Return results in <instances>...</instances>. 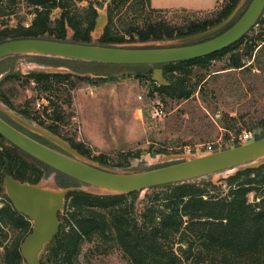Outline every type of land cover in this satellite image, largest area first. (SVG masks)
I'll list each match as a JSON object with an SVG mask.
<instances>
[{"label": "trees", "instance_id": "obj_1", "mask_svg": "<svg viewBox=\"0 0 264 264\" xmlns=\"http://www.w3.org/2000/svg\"><path fill=\"white\" fill-rule=\"evenodd\" d=\"M239 1L227 0L211 17L177 26L162 16L165 9L153 7L152 0H110L109 23L99 41L102 45L115 46L198 34L225 20ZM24 2L33 16L31 22L9 25L5 19L18 14ZM86 2L88 4L84 5ZM96 5H101V0H0V42L22 37L66 40L69 26L74 32L72 41L91 43V32L98 16ZM57 9L61 14L54 17ZM255 44V37L248 32L233 45L216 53L157 65L163 69L168 84L156 85L149 76L152 93L156 92L163 100H187L203 79L199 76L198 80L192 81L196 70L208 72L213 61L222 60L227 55V66L243 68V55L251 56ZM71 77V74L33 72L26 75L25 82L34 81L41 90L51 92L55 90L54 85ZM104 81L100 79V82ZM71 86L75 87L76 83ZM6 96V93H0L10 105ZM21 113L45 125L38 114L23 109ZM52 121L47 127L59 133L58 124L65 122L60 107L54 110ZM71 142L81 154L110 164L107 154L93 156L96 149L83 142ZM121 156L124 161L114 166L127 168L130 164L127 156L131 155L123 152ZM49 169L51 167L0 134V233L7 229L4 236L7 239L8 230L13 232L7 245L0 239L4 248L0 264H28L20 246L33 226L28 217L14 208L3 187V178L12 175L21 181L38 183L46 177ZM61 178L69 177L61 175ZM251 194L259 201H251ZM138 195L139 191L122 195L71 192L66 199V216L64 211L58 215L59 221L64 216L68 228L60 223L58 233L41 255V263L79 264L83 243L98 236L115 241L132 264H264V165L240 171L217 183L203 179L154 187L139 207L136 206Z\"/></svg>", "mask_w": 264, "mask_h": 264}, {"label": "rangeland", "instance_id": "obj_2", "mask_svg": "<svg viewBox=\"0 0 264 264\" xmlns=\"http://www.w3.org/2000/svg\"><path fill=\"white\" fill-rule=\"evenodd\" d=\"M250 1H247L228 26L244 13ZM109 2L110 0H101V5L96 7L102 10ZM226 2L227 0H219L215 8L206 11L167 9L162 16L171 24L181 26L188 21L211 17ZM87 4L88 2L84 3ZM29 11L30 8L24 2L18 14L5 20L11 26L19 22L29 24L33 17ZM60 14L61 10L57 9L53 16ZM249 34L254 37L252 30ZM73 35L69 31L67 39L72 41ZM93 43L101 44L95 37ZM135 44V41L126 43L128 46ZM255 52L251 56L243 55V68L227 66V55L222 60L213 61L208 72L196 70L192 81L198 80L199 76L203 78L198 89L189 99L180 101L168 98L163 100L156 92L152 93L148 77H152L153 71L159 68L156 65H122L15 54L0 60V93L8 95L5 98L10 105L3 97H0V103L4 102L21 116L22 109L31 111L33 115L38 114L46 123L53 122L54 110L60 107L65 115V122L58 124L60 134L72 137L75 143L83 142L96 149L93 156L107 154L110 164L91 158L93 161L106 167L119 168L114 164L124 161L121 156L124 152L131 155L127 156L130 161L127 170H148L165 164L157 162L156 158L160 154H195L208 150V145H212L214 150L224 149L233 145L231 137L239 136L245 131H251L253 139L264 136V47ZM40 67L68 68L75 73L58 72L71 74L72 77L54 85L55 90L47 92L41 90L34 81L28 84L25 82L26 75L37 72L36 69ZM14 75L22 77L16 78ZM78 77L87 79L80 80ZM100 79L105 81L100 82ZM72 83H76V86L72 87ZM158 103L165 108L166 115L162 117L152 115L154 108L159 106ZM138 108L142 112L137 111ZM0 114L5 118L9 117L1 108ZM231 171L233 170L223 171L197 181L220 180ZM44 179L45 182L56 181L61 186H83L76 180L62 179L61 173L52 168ZM250 200L259 201L254 194L250 195ZM63 213L66 216L65 210ZM64 216L60 223L68 228L69 223ZM6 232L7 229L0 233L4 245L13 238V232L8 230L10 235L5 239ZM3 251L4 248L0 245V263ZM79 264L132 263L115 241L95 236L92 241L81 246Z\"/></svg>", "mask_w": 264, "mask_h": 264}, {"label": "water", "instance_id": "obj_3", "mask_svg": "<svg viewBox=\"0 0 264 264\" xmlns=\"http://www.w3.org/2000/svg\"><path fill=\"white\" fill-rule=\"evenodd\" d=\"M248 0H240L231 14L218 25L198 34L160 41L136 42L135 45H102L93 43L105 33L109 22L108 6L98 10L92 42L82 43L44 37L6 39L0 42V60L15 54H32L111 64L163 65L204 57L225 49L247 34L264 12V0H251L244 13L227 29ZM72 31L67 26V32ZM74 33V32H73ZM155 42V43H154ZM38 73L71 72L70 69H36ZM161 67L153 71L156 85H167ZM75 73V72H74ZM0 108L10 119L64 149L53 148L14 126L0 114V134L11 144L28 155L63 173L81 186H59L55 182L38 183L21 181L12 175L3 178V187L14 208L28 217L33 226L20 250L28 264H42L41 255L59 231V213L65 210L67 196L71 192L93 195H122L139 191L136 206L151 188L200 180L211 175L233 170L231 175L264 165V136L224 149L199 151L195 154H160L157 162L165 163L148 170L133 171L127 168H110L81 154L68 141L51 132L38 122L15 113L4 102ZM217 183L218 180H212Z\"/></svg>", "mask_w": 264, "mask_h": 264}, {"label": "flooded vegetation", "instance_id": "obj_4", "mask_svg": "<svg viewBox=\"0 0 264 264\" xmlns=\"http://www.w3.org/2000/svg\"><path fill=\"white\" fill-rule=\"evenodd\" d=\"M232 25V24H231ZM230 25V26H231ZM230 26H227L225 29H227L228 27H230ZM253 32H254V37H255V39H256V44H255V51L256 52H258V50L260 49V48H262V47H264V12L262 13V15L260 16V18L257 20V22H256V24L252 27V29H251ZM255 52V53H256ZM22 114V113H21ZM23 115V114H22ZM24 116V115H23ZM25 117V116H24ZM26 118V117H25ZM7 120H9L14 126H16L17 128H19L20 130H22V131H24L25 133H27V134H29L30 136H32V137H34L35 139H37V140H39V141H41V142H43V143H45V144H47V145H49V146H51V147H53V148H56V149H58V150H61V152H63V153H67L68 154V152L67 151H65L64 149H62V148H60V147H58L57 145H55L54 143H52L50 140H48V139H46V138H44V137H42V136H40V135H38V134H36V133H34V132H32V131H29L28 129H26V128H24L23 126H21V125H19L18 123H16L15 121H13L12 119H10L9 117L8 118H6ZM28 119V118H27ZM29 120H33V121H36V120H34V119H29ZM38 122V121H37ZM39 123V122H38ZM40 124V123H39ZM52 123H46L45 122V125H42V126H44L45 128H47V129H49L47 126H49V125H51ZM50 130V129H49ZM58 130H59V127H58ZM51 131V130H50ZM51 132H53V131H51ZM53 133H55V132H53ZM55 134H57V135H59V136H61L64 140H66V141H68L72 146H73V144H72V137H70V136H68V137H65L64 135H62V134H60V132L59 133H55ZM74 147V146H73ZM75 149H76V147H74ZM61 175H65V174H63V173H61ZM66 177H69V176H67V175H65ZM68 179H73V178H71V177H69ZM74 180V179H73ZM75 181V180H74Z\"/></svg>", "mask_w": 264, "mask_h": 264}, {"label": "crops", "instance_id": "obj_5", "mask_svg": "<svg viewBox=\"0 0 264 264\" xmlns=\"http://www.w3.org/2000/svg\"><path fill=\"white\" fill-rule=\"evenodd\" d=\"M218 2L219 0H152V5L155 8L165 10L187 9L191 11H206L215 8ZM137 111H141V108H138ZM128 138L131 139L130 136ZM96 146L101 147L98 144Z\"/></svg>", "mask_w": 264, "mask_h": 264}, {"label": "built area", "instance_id": "obj_6", "mask_svg": "<svg viewBox=\"0 0 264 264\" xmlns=\"http://www.w3.org/2000/svg\"><path fill=\"white\" fill-rule=\"evenodd\" d=\"M140 99H142V96H140ZM158 105H159L158 107L154 108L152 115L154 117H162V116L166 115L165 108L163 107V105L160 103H158ZM252 139H253V133L251 131H245L242 134H240L239 136L231 137L230 142L234 145V144L245 143V142H248ZM207 149L208 150H214L212 145H208Z\"/></svg>", "mask_w": 264, "mask_h": 264}]
</instances>
